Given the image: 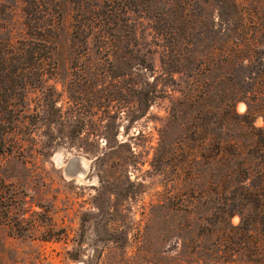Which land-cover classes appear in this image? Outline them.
Listing matches in <instances>:
<instances>
[{
    "label": "rangeland",
    "instance_id": "rangeland-1",
    "mask_svg": "<svg viewBox=\"0 0 264 264\" xmlns=\"http://www.w3.org/2000/svg\"><path fill=\"white\" fill-rule=\"evenodd\" d=\"M229 1L114 0L75 22L67 0L50 54L0 50V264H239L223 223L184 251L223 171L199 153L264 124V0ZM27 5L0 0V46L30 38Z\"/></svg>",
    "mask_w": 264,
    "mask_h": 264
},
{
    "label": "trees",
    "instance_id": "trees-1",
    "mask_svg": "<svg viewBox=\"0 0 264 264\" xmlns=\"http://www.w3.org/2000/svg\"><path fill=\"white\" fill-rule=\"evenodd\" d=\"M27 2V6L24 8V12L27 15L26 25L29 28L30 38L24 40L23 45L17 47H2L0 50H4L6 54L14 52L18 54L30 53L36 50L34 44L38 41H44L45 46L48 47L47 52H52L51 43L53 42L56 26L62 18V10L64 5L67 4V0H24ZM114 0H98L88 2L87 0H76L77 4L73 7L77 13H75V22L80 18H87L96 22L98 17L99 4L108 3L109 5ZM230 5L237 8L241 5L239 0H230ZM82 22V20H80ZM2 42H0V45ZM171 50V49H169ZM258 90L251 89L246 91L245 98H249L247 103L246 114H251L254 111L252 101L258 98ZM207 114L212 115L211 110L206 111ZM197 119L194 123L196 130L202 129V125ZM223 120V113H222ZM210 122H212L210 120ZM243 122V121H242ZM241 122V123H242ZM247 122V121H246ZM244 129L243 141H229L226 144H222L218 147L217 151L210 153H199L205 156L208 160H215L217 165L223 166V171L213 173L209 171V176H215L216 180L210 182V200L207 212L203 214L202 219H205L207 224L198 222V229L201 230L199 239H191L184 249L185 253L190 252V248L194 246L193 251L202 246L197 244L202 239L200 236L211 237L213 227H209L208 224H212L216 228L220 223H223V252L230 250L236 252L239 255V259L235 260L239 264H264V124L260 127H256L253 124H242ZM223 131V125L221 126ZM204 130V129H203ZM196 133V131L194 132ZM221 144V143H220ZM226 146H233V151H223L227 149ZM237 157L236 167L230 165L229 156ZM178 155H180L178 153ZM196 155L192 153V156L188 158L191 163L196 159ZM231 159V158H230ZM190 165H187L185 170H189ZM232 168V169H231ZM231 170L238 171V178H232L231 181H227L230 177ZM182 172H185L182 170ZM190 175V171L188 172ZM223 199V206L219 205V201ZM183 197L179 199V208H182ZM193 207L196 206L198 200L191 201ZM215 202V203H214ZM217 210L223 212L219 213ZM237 211L240 216V220L237 224L233 225L227 223L225 216ZM216 234L220 232L214 231ZM217 236V235H216ZM221 240V239H220ZM196 252V251H195ZM178 258V256H177ZM208 257H198V263H210ZM214 262H217L214 260Z\"/></svg>",
    "mask_w": 264,
    "mask_h": 264
},
{
    "label": "water",
    "instance_id": "water-1",
    "mask_svg": "<svg viewBox=\"0 0 264 264\" xmlns=\"http://www.w3.org/2000/svg\"><path fill=\"white\" fill-rule=\"evenodd\" d=\"M84 167L81 164L80 159L78 158H72L69 160V162L67 163V166L65 167V171L66 173H69L71 175H75L78 172L83 171Z\"/></svg>",
    "mask_w": 264,
    "mask_h": 264
},
{
    "label": "bare ground",
    "instance_id": "bare-ground-1",
    "mask_svg": "<svg viewBox=\"0 0 264 264\" xmlns=\"http://www.w3.org/2000/svg\"><path fill=\"white\" fill-rule=\"evenodd\" d=\"M83 165V164H82ZM83 167H84V165H83Z\"/></svg>",
    "mask_w": 264,
    "mask_h": 264
}]
</instances>
